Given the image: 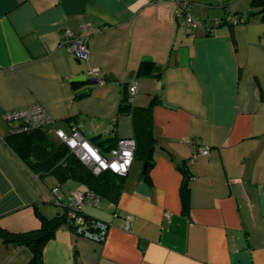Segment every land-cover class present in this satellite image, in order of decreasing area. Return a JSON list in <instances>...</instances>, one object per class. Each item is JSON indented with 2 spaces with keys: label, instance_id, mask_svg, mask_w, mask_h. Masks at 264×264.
<instances>
[{
  "label": "crops",
  "instance_id": "1",
  "mask_svg": "<svg viewBox=\"0 0 264 264\" xmlns=\"http://www.w3.org/2000/svg\"><path fill=\"white\" fill-rule=\"evenodd\" d=\"M179 1L204 28L181 25ZM231 5L0 0V228L37 231L39 216L51 219L69 206L56 205L51 189L85 191L75 181L40 178L20 156L6 115L40 106L54 129L70 132L81 124L96 145V138L115 136L135 139L139 151L118 204L82 207L111 224L104 241L63 225L45 245L43 264H264V22L248 14L242 24L214 27L218 19L240 18ZM65 29L86 41L87 60L61 45ZM79 76L86 80L72 81ZM130 86L136 93L121 110ZM152 138L146 182L141 175ZM203 149L208 157L199 154ZM182 162L190 177L188 212ZM4 250L0 264L32 259L27 247Z\"/></svg>",
  "mask_w": 264,
  "mask_h": 264
},
{
  "label": "trees",
  "instance_id": "2",
  "mask_svg": "<svg viewBox=\"0 0 264 264\" xmlns=\"http://www.w3.org/2000/svg\"><path fill=\"white\" fill-rule=\"evenodd\" d=\"M179 6L182 10L181 16H178L179 21L182 18H192L188 14L186 10V5L183 2L179 1ZM222 8H224V6ZM254 15H260L261 20L264 22V0H251V11L249 13V17H252ZM233 18H237L240 21L241 17L239 18L238 14H236L233 16H228L225 19H218L216 20L218 24L214 25V27L219 28L225 25H229L230 27H232L234 25L232 23ZM195 21L204 22V20ZM208 30L210 32L212 29L210 28ZM155 68V70L158 71L159 67ZM125 93L126 94L125 98L123 99V104L121 105V110H127V108H129L128 104L130 105L132 103V99L134 97L130 96L129 88L126 89ZM10 134V137L14 136L20 139V156H22L23 161L40 178L52 176L56 178L60 185H63L68 181L78 182L79 184L84 186V193H90L93 194L96 198H99L100 207L103 201L109 202L114 205L118 204L125 185L127 175L119 176L109 171L100 172L98 174L94 173L92 169L84 165L74 154H72L71 151L65 145L60 142L57 143L52 138V135L47 134V132L41 130H33L24 133H15L14 130L10 129ZM145 135L152 134L151 132H145ZM96 139L98 140L97 145L92 143L89 139L88 140L93 145L98 146L97 148L105 156L110 155L111 150L117 146L120 140H126L116 139L115 136L105 140H100L98 138ZM155 141L156 140L154 138L149 141V147L145 158L147 168L141 175V178L144 179L146 182H149L148 169L152 165V154L156 148ZM137 149L138 146L136 145L134 160L139 159V151ZM184 164V162L178 163V168L183 172L184 170L186 171V166ZM184 174L185 178L181 187V199L183 204V211L188 212V181L190 177L187 172H184ZM53 189L60 190L59 187ZM53 189H51V192ZM63 205L64 203H62L60 206L62 207ZM69 208L70 207L68 206L64 213H59L57 214V216L51 219L39 216L42 226L37 231H31L23 234H15L0 228V239L2 240L3 244L7 246L15 245L27 247L32 253V259L29 264H43V252L45 245L55 237L56 231L61 226L68 225L74 232H77V230L79 231V229H82L81 232H83L85 230V226L87 227V225L97 220L85 215L83 213V210H81V212L79 213V217L82 219V224H75L73 219L68 217Z\"/></svg>",
  "mask_w": 264,
  "mask_h": 264
},
{
  "label": "built area",
  "instance_id": "3",
  "mask_svg": "<svg viewBox=\"0 0 264 264\" xmlns=\"http://www.w3.org/2000/svg\"><path fill=\"white\" fill-rule=\"evenodd\" d=\"M182 10L178 12L181 16ZM181 25L187 29L204 28L205 23L202 21H195L192 18L181 19ZM237 18L232 19L233 24H237ZM215 25L218 24L216 21ZM60 43L66 49V52L75 56L79 61L87 60L89 52L86 41L81 37H76L70 29H65L62 32ZM136 87H129L130 96H134ZM7 122L13 127L15 133H24L27 131L41 130L53 134L52 136L65 145L72 154H74L84 165L94 171L112 172L119 176H126L129 174L135 158L136 142L134 139L120 140L115 148L110 152V155L105 156L100 150L93 145L85 136L82 125L76 124L70 132H65L55 128V122L47 115L44 109L40 106H32L19 111L10 112L6 115ZM204 157L209 156V150L203 149L200 153ZM52 195L55 204L60 206L67 202L70 206L68 217L73 219L75 224H82V219L79 213L83 205H92L94 208H100V200L93 194H86L84 192H77L74 194H63L59 189H53ZM64 195V197L62 196ZM111 224L95 220L93 223L85 226V230L81 232L77 230V235L83 236L89 240L102 242L104 241ZM132 223L126 219L124 221V229L130 230Z\"/></svg>",
  "mask_w": 264,
  "mask_h": 264
},
{
  "label": "rangeland",
  "instance_id": "4",
  "mask_svg": "<svg viewBox=\"0 0 264 264\" xmlns=\"http://www.w3.org/2000/svg\"><path fill=\"white\" fill-rule=\"evenodd\" d=\"M227 1H231L232 5L231 8L234 7L232 9L235 10V12H240V24L244 23V21H246L247 17H248V11L251 7V0H227ZM238 10V11H236ZM252 17H250L251 19ZM255 18V17H254ZM106 202H103V206L106 207ZM4 244L2 242V240L0 239V259H2V255H4Z\"/></svg>",
  "mask_w": 264,
  "mask_h": 264
},
{
  "label": "water",
  "instance_id": "5",
  "mask_svg": "<svg viewBox=\"0 0 264 264\" xmlns=\"http://www.w3.org/2000/svg\"><path fill=\"white\" fill-rule=\"evenodd\" d=\"M86 80V76H79V77H76L74 79H72L73 82H83ZM88 93L87 92H84L80 95V97H85L87 96ZM184 172L186 173V171L184 170Z\"/></svg>",
  "mask_w": 264,
  "mask_h": 264
}]
</instances>
